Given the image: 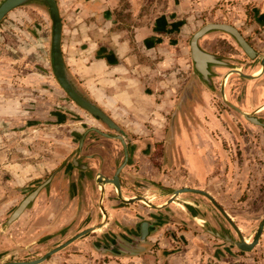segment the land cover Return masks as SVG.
Returning <instances> with one entry per match:
<instances>
[{"label":"rangeland","instance_id":"obj_1","mask_svg":"<svg viewBox=\"0 0 264 264\" xmlns=\"http://www.w3.org/2000/svg\"><path fill=\"white\" fill-rule=\"evenodd\" d=\"M83 1L86 0H59V8L66 27L70 29V35H73L75 50L79 52L77 55L88 63L93 61V57L107 53L106 46L101 43L107 41V37L106 33L95 26V23H99V19L95 18L97 14L84 17L86 12L80 7ZM92 1L96 4L94 7L106 3L113 6L115 21L111 31H117L115 29L118 28L120 18L125 28H128L127 35H130L133 25L150 24V18L162 11L166 0ZM232 9L225 1H221L213 10L183 11L178 18L180 28L176 29L177 44H172L174 60L165 64L159 57L161 53L158 52L152 58L149 53L142 51L144 57L141 59L145 61V66L154 69L159 64L158 69L162 70L156 71V79L168 78L172 84H180L181 88L192 80H198L193 72L188 40L200 24L211 19L235 24L251 44L264 50V28L253 26L254 11L240 10L239 19L242 18V21H239L234 19L233 15L237 12ZM47 13L45 8L35 5L20 6L0 21V152H8L4 161L7 166L0 165V262L31 261L61 241L57 234H50L26 243V239L10 230L12 223L4 226L6 218L24 195V186H21L14 166L18 162L22 165L30 162L34 166V173L42 168H50L58 161V154L68 153L78 146L77 142L82 140L80 132L86 131V126L96 123L90 114L69 99L51 72V21ZM218 34L202 36V45L231 54L233 49L226 46L231 42L242 51L228 34ZM90 41L91 54L94 56L88 60L90 52L84 48L87 46L89 51L87 44ZM162 51L169 52L167 48ZM177 53H182L180 59ZM218 75L216 73L213 78V88L206 87L198 80L202 84L201 93L198 92L201 104H190L186 112L177 111L174 114L176 123L174 118L170 122L173 113L164 110H156L152 114L153 122L149 119V122L139 123L140 131L134 133L135 138L131 142L143 146L147 141L150 149L148 153H138L139 158L130 171L134 176L127 180L129 184L132 183L135 195L146 193L154 204L164 198L168 199L169 195L160 186L168 189L185 187L186 184L191 186L190 173L185 171L184 157L179 154L182 149L180 143L183 141L180 137L190 134L192 140L197 141L193 150L200 152L199 157L209 167L200 189L214 197L250 242L264 217V128L250 124L240 112L230 108L223 97L218 96L214 89ZM248 79V86L253 85V91L259 93L260 97L264 89L257 84L264 86V75ZM181 88L173 99L179 98ZM263 101L264 96H261L257 103ZM257 115L264 119V110ZM101 128L104 130L103 126ZM71 130L76 137L68 140ZM144 130L147 133L143 135L140 132ZM171 135L176 138L171 139ZM103 143L109 147L108 142ZM188 150H191L190 146ZM186 155L191 170L198 172L201 166L199 159L190 153ZM121 157L122 154H119L118 163ZM179 197L175 199L176 202L181 203V198L188 201L185 209L179 203L170 202L156 212L136 203L131 209L134 221L119 220L118 233L122 234H130L128 231L136 229L138 231L137 225L142 220L155 224L145 241L125 240L136 247L134 250L111 252L93 248L90 245L94 241L106 240L104 236H109L91 233L88 237L90 250L83 256L71 260V255L78 252L74 249H61L49 255L41 264H264V228L259 242L252 249L240 251L207 230L210 224V229L219 232L224 229L237 239L230 222L206 197L190 193Z\"/></svg>","mask_w":264,"mask_h":264},{"label":"crops","instance_id":"obj_2","mask_svg":"<svg viewBox=\"0 0 264 264\" xmlns=\"http://www.w3.org/2000/svg\"><path fill=\"white\" fill-rule=\"evenodd\" d=\"M221 1H225L233 8L232 10L234 12H237L233 17L239 21H242V18L239 19L240 14L238 12H240V10L254 11L253 26L264 28V0H166L164 1L163 5L165 7L162 11L154 14L153 17L150 18V24L146 22L137 26L133 25L130 35H127L128 28H125L120 18H118V28L115 29L117 31H113L114 29L111 31L115 19L112 15L114 8L113 6H109V3H106L107 5L101 4L99 7H94L96 4L92 0L83 1L80 7L86 12V16L84 17L89 18L95 14L98 15V17L95 18L97 20L99 19V23H95V26L100 31L106 33L107 41L104 40L101 41V43L106 46L107 53L93 57L94 55L92 56L91 54L92 48H90L92 43L90 41L89 44H87L89 51L86 49L87 46H85L84 49L86 52H90V55L87 56L88 60H90V56H92L93 61L90 60L88 63L83 62L82 60H84V58L77 55L79 52L75 50L73 35H70V29L66 27L62 13L60 14L62 18L61 49L63 50V57L67 70L90 95L92 101L102 108L111 120H114L116 124L119 123L120 127L123 128L133 140L135 138L134 133L140 131L139 123H145L149 119H152L151 116L157 112L156 110H164L166 112L168 111V113L175 112L176 114L177 111L181 110H185L186 112L190 104L192 105L196 102L197 104H201V96L200 94L198 95V92L201 93L200 87L202 84H199V79V81L197 79L193 80L195 81L194 86L192 87L193 99L187 98L180 103L187 85L181 88L179 87L180 84H172L168 78L162 80L160 78L156 79V71L162 70L158 69L160 68V65L157 64L156 66L155 64L157 68L154 67V69L145 66V61H142L141 59L144 57V54H141V52L145 51L146 53H149V56L151 55L152 58L159 52L161 53V56L159 57L164 60L165 64L171 63L170 61H173L175 57V50L172 49V44L173 42L174 44H177L175 43L177 40L176 38L178 37L176 29L180 28H178V26H180V21H178V18L181 17L180 14L188 9H196L197 11L213 10L216 9L217 4ZM57 2L58 6H60L59 0H57ZM106 2H110V0H106ZM217 11L218 10H216V12ZM221 15L225 14L221 13ZM210 21L222 22L223 20L211 19ZM199 26H201V24ZM233 26H235V24H233ZM216 35H219L218 32H212L206 34L204 37ZM202 39H200L199 42L201 47H204L201 43ZM94 44L97 45V42H94ZM258 44H260V42ZM163 48H167L169 52L165 53L166 51H162ZM207 48L211 51H221L220 49L216 50L213 47ZM261 51L264 53V50ZM235 53L237 54V51H235ZM177 54L180 56L178 59H180L182 53ZM159 63H161V61H159ZM162 67L164 66L162 65ZM214 69L220 77L221 74L227 70V67H216ZM217 69H222V71L218 72ZM228 71L229 70L226 72ZM253 73H255V70ZM179 88L182 89L179 98L176 97L173 99ZM260 95L264 96V90L261 91ZM174 119V122L176 123V117ZM96 123L91 125H98ZM126 124L130 128H128ZM141 126H143V124ZM171 132L173 131L171 130ZM73 133L74 132L71 130L70 135L67 137L68 140H70L71 137H76ZM82 133L83 132H80L81 135ZM140 133L144 135L147 132L144 130ZM175 138V135H171V139ZM180 139L183 141L182 144L180 143L182 149L179 154H182L184 157L185 171L187 170V172L190 173L191 182L193 183L191 186L187 184L184 186L193 189H200V184L203 183V180L206 177L205 172L209 167H207L204 164L203 159L199 157L200 152L193 150L192 147L196 145L197 141L192 140L190 134L181 136ZM133 145H137L136 151L130 152L131 160L121 174L123 175L121 191L122 195L127 198L135 196V189L132 188V185H129L127 179H131L134 176L130 171L132 170V166H135L136 163L134 164V162L138 160V153L141 152V148L143 147L139 146L136 142H133ZM188 145L191 150H188ZM74 149L75 148L68 151V153L62 152L58 154V161L52 164L50 168H42L36 171V173H34V166L32 167L30 162H24V165L18 162L16 166H14L13 169L16 171L15 174L20 178L21 186H24V190L22 191V193L24 192V195L21 199L28 195V193L40 183L47 180L51 175L53 176L51 182L39 190L30 205V208L24 211V213L18 217V220L10 226V230L15 232L22 239H26V243L28 241L39 240L44 235L57 234L58 239L59 237L61 238V244L62 241L65 242L73 237V235L79 230L94 224H99L103 220L100 212L101 210L96 207L99 204V193L96 190L94 191L86 176L85 180L83 179L84 170H81L80 168L84 163H88L87 165L90 167V171L92 170L95 173L100 172L108 177L112 176L113 171H110L105 164L101 167L99 161L97 162L96 159L93 161L82 159L81 164L77 165L75 162L78 166L75 167L74 163L71 164V160L69 159V156ZM87 153H96L101 156L106 154L105 148H88L86 145L82 150V154L87 156ZM187 153H190L191 156H195L197 160L199 159L201 166L198 172L196 170H191L189 167V161L186 157ZM7 156V151L3 153L0 152V161H3L0 162L2 167L5 165L7 166V164L4 163ZM115 161L117 162L118 158H116ZM89 170L86 169L85 173L88 176H91ZM185 194L187 193L179 194V196L181 197V195ZM138 195L145 197V199H147L152 205L162 204L166 201L164 198L154 204L146 193ZM181 200V203H176H179L184 207L183 209H185L188 201L186 198H181ZM137 203L139 205H144L142 202ZM135 204L136 203H121L119 198L114 196L112 187L105 186L102 206L106 212L107 218L105 219V222L107 227H103L95 232V234L99 235L104 232L103 234L107 233V236L109 235V237H112L115 233L118 234V229L116 227L114 228L112 225L116 223L118 225L119 220L122 219L134 221L131 209L134 208ZM161 210L159 209V211ZM88 237L90 238V234L74 240L72 244L63 249H74L75 252H78L71 255V260L78 259L87 253L86 251L90 250Z\"/></svg>","mask_w":264,"mask_h":264},{"label":"water","instance_id":"obj_3","mask_svg":"<svg viewBox=\"0 0 264 264\" xmlns=\"http://www.w3.org/2000/svg\"><path fill=\"white\" fill-rule=\"evenodd\" d=\"M26 5H35L41 8H45L48 12L47 14L51 21L50 44H49L50 68H51V72L55 80L57 81L58 85L61 87L63 92L66 93L69 99H71V101L76 106H78L79 108H81L82 110L90 114L93 118L98 120L102 124V126L105 127L107 131L112 132V133H105L104 131H101L98 128L87 129L83 133L84 134L83 138L82 140H80L77 148H75L71 152V155L69 156V159L71 160V164L74 163V166L78 167L75 164L76 159L81 158V159H87L89 161L91 160L93 161L94 159H96L97 162L99 161V165L101 167L103 166V164H105L109 168V170L113 172H112L111 177H108L100 172L95 173L92 170L91 171L89 170L90 167L87 165L88 163H84L82 167L80 168L81 170H84L83 179L85 180V176H86L88 180L90 181V184L92 185V188L94 189V191L96 190L99 193V204H98L99 207L98 206L97 207L99 210H101L100 212L103 217V220L99 224H94L92 226L79 230L76 234L73 235V237H71L66 242L64 243L62 242L61 244H58L54 248L45 252L43 255L37 258L31 259V261L0 262V264H41L48 258L49 255L61 249H65L67 246L72 244L74 240L81 238L85 235L95 233L98 230L102 229L103 227L106 228L107 224L105 222V219L107 217H106V212L102 206V199L104 198L105 187L102 186L103 188H101V184L99 183L100 181L106 182L107 183L106 186L112 187V192L114 193V196H117V198H119L121 203L131 204V203H137L136 200H139L143 204L147 205L144 202L145 197L138 195L137 197H134V198L125 199L121 191V182L123 178L122 177L123 175L121 174H122L124 167H126L129 164L128 161L131 160L130 152L131 151L135 152L136 145H132V148H130L131 147L130 144L129 145L126 144V142L128 141L125 142V139H126L125 137L127 136L129 138L130 137L129 134L126 133V131L123 128L118 126V124L112 121L110 117L106 114V112L102 108H100L94 101H92L90 95L82 88V86L77 82V80L71 74H69L67 70L64 57H63L64 56L63 50L61 49L62 18L60 15L61 11L58 6L57 0H0V21L4 18V16L7 13L11 12L15 8L20 7V6L25 7ZM212 32H223V33L228 34L232 38V40L235 42V44L238 45L249 56L250 59L258 60L259 58H261V56H258L257 50L248 43L244 35L240 32L238 28H235L233 24L227 23L225 21H222V22L207 21L203 23L190 36L188 40V47H190V54H191L190 60L192 63L193 72L198 77L200 82L208 88H213L212 75L214 72L212 69L216 67H230L231 66L229 61L226 60L227 57L221 54L209 52L208 50L201 47L200 42H199L200 38ZM260 61L262 65H264V58H261ZM238 73H240L241 75H244L243 73L239 71ZM257 76L253 74L245 75V77L250 78V79L255 78ZM223 79H224V76L221 80V89H222V95H223L224 101L228 105L232 106V108H234L236 111L240 112V114L246 120L252 122V124L260 125L264 128V119L254 116V113L256 110L252 112H246V111L241 110L240 108L238 109V108L233 107V105L228 101V98H226L225 96ZM193 85H194V82H191V83L189 82L187 84L185 88L186 89L185 93L182 99L180 100V103L185 101V99L187 98L193 99V89H192ZM174 114L175 112H173L171 116V123L174 118ZM91 131L99 134L100 136L99 138H105L106 140H110V141L119 140L122 146V152L124 156V159L119 166H118V161L117 162L115 161L116 158H118V146L114 145L112 148L110 145L109 147H107L108 144L104 145V143H96L98 139L96 138L93 139L92 136L89 135V132ZM84 140L92 141L88 143V147L92 146L94 143L96 145H93V147L98 148V147L103 146L102 148H105L106 154L104 156H101L100 154H96V153H87L86 154L87 156H84L82 154V142ZM86 169L90 171L89 173L91 176H88L85 173ZM99 177L103 179L99 180ZM52 178L53 176L51 175L47 180L40 183L37 187L32 189L28 195H26L22 200H20L18 204L12 209L8 217L6 218L7 220L5 221L4 226H8L11 223L15 222L16 220H18V217L22 215L24 211L30 208V205L32 204L39 190H41L44 186H46V184L51 182ZM160 189L163 190L166 194H168L169 198L166 201H164L162 204H157V205H152L151 203L148 204L147 207L149 209L153 211L163 209L170 202H174V200L179 196V194H183V193H190V194H195V195L200 194L206 197L213 204V206L222 215H224V217L230 222L234 232L236 233L237 239L232 237V235H230L228 231H224V229H222L221 232L215 229H210L209 228L210 224H208L207 230L211 234L228 241L229 243H231V245H234L240 251L250 250L258 243L259 238L262 234V230L264 228V217L262 218L260 225L257 227L252 240L248 243L244 240L243 235L241 234L238 227H236L237 225L234 223L231 216L228 215V213L222 208V206H220L216 202L214 197L209 192L199 189V188L193 189L190 187L169 188L168 189V188H164L160 186ZM154 225L155 224H153L152 222L148 220H142L141 222L138 223L137 225L138 227L137 226L136 227L138 228V233H139L138 237H139L140 242H143L146 240V238L150 235V231L153 230ZM113 227L114 228L116 227L118 229L117 223L114 224ZM103 233L99 235L103 237V235L107 234V233L105 234ZM107 238L108 237H105V239Z\"/></svg>","mask_w":264,"mask_h":264},{"label":"flooded vegetation","instance_id":"obj_4","mask_svg":"<svg viewBox=\"0 0 264 264\" xmlns=\"http://www.w3.org/2000/svg\"><path fill=\"white\" fill-rule=\"evenodd\" d=\"M245 39L248 41V43L251 46H253L257 50L258 56H261V58H264V53L261 50L257 49L256 46L251 44L248 38L245 37ZM229 43L230 44H228L226 46H229V48H232L234 52L237 50V54H235L233 51L231 54H226V53H223L221 51H211L207 47H203V46L202 47L204 49L208 50L209 52L221 54V55L227 57L226 60L229 61V63L231 64L230 67H227V70L231 69L232 72L229 74L228 81L226 84L227 87L224 86V91L226 90V92H227V98L229 97L228 101L233 105V107L238 108V109L240 108L243 111H246V112L255 111L257 106L260 105L261 103H264V101L257 103V101L261 99V96L259 97V93L253 91V88L255 90V87H253V85L248 86L247 82L249 81V79L247 77H245V75H251V74H253L254 70H256L259 67H263L262 73L260 75H258L259 77H262L264 75V65H262V63L260 61L261 58H259L258 60L250 59L249 56L243 50L241 51L239 48H237V46H234L231 42H229ZM238 68L240 69L238 71L243 73L244 75H241L240 73H238V71L234 72ZM233 69H235V70H233ZM212 70L214 72L212 75V83H213V78H215V74L217 72L214 69H212ZM225 72H223L220 77L218 76L219 79L217 82H214L215 83L214 89H216V91L218 92V96L221 98L223 97L222 89H221V80H222L223 74ZM191 82L195 83V81H193V80ZM257 86H260V88L264 89V86H262V85L257 84ZM229 107L232 108V106H230V105H229ZM232 109L234 111H236L234 108H232ZM236 112H238V111H236ZM258 112H260V111H255V113H254L255 117H258V115H257ZM93 120L96 121L97 122L96 124H98V125H91L87 129L98 128L99 130L104 131L105 133H112L110 131H107L105 129V127H104V130H102V128H101L102 124L98 120H96L95 118H93ZM112 121H114V120H112ZM248 122L250 124H252V122H250V121H248ZM96 126H98V127H96ZM118 126H120L119 123H118ZM83 133L81 136L82 138L84 135ZM89 135L92 136L93 139L94 138L98 139L96 141V143H103L104 141H106L109 143V145L112 148L114 145H117L118 146V155L122 154V157H121L120 162L118 163V166L122 163L124 156H123V152L121 151L122 146H121V143L119 142V140L118 141L117 140L116 141H114V140L110 141V140H106L105 138H99L100 137L99 134L94 133L92 131L89 132ZM125 138H126L125 142L128 141V142H126V144L127 145L130 144V146H131L130 148H132V145H133V142H131L132 138L131 137L128 138L127 136ZM80 140L77 142L78 144H79ZM90 142H92V141L84 140L82 142V150L86 147V145L88 146V143H90ZM93 145H96V144L94 143ZM93 145L89 146L88 148L93 147ZM145 146H147V147H145ZM102 147H98V148H102ZM120 147H121V149L119 150ZM135 147L137 148V145ZM75 148H77V146ZM149 149H150V146H149L148 142L147 143L145 142V145L143 144V147L141 148V152L148 153ZM166 149H169V148L166 147ZM81 161H82L81 158L75 160L77 165L81 164L82 163ZM137 196L138 195H135L133 197H137ZM136 202H140V201L136 200ZM144 206H147V205L144 204ZM102 212H104V211H102ZM136 231H137V229H136ZM136 231L135 230L128 231L130 234H128L126 232H125V234H122V233L116 234L115 233L112 237H108L106 240L101 239V240L94 241L92 243V245H90V246L93 248L94 247L98 248L99 250L101 249V250L111 251V252H118V251L120 252V251H124V250H129V251L134 250V249H136V247H134L132 243L131 244L127 243V241H125V240L126 239L139 240V237H138L139 233H138V231L137 232ZM127 244H129V246Z\"/></svg>","mask_w":264,"mask_h":264},{"label":"bare ground","instance_id":"obj_5","mask_svg":"<svg viewBox=\"0 0 264 264\" xmlns=\"http://www.w3.org/2000/svg\"><path fill=\"white\" fill-rule=\"evenodd\" d=\"M263 69V67H261V68H259V69H257V70H255V73H253V75H255V76H257V75H260L262 72H261V70ZM233 70H235V69H233ZM238 70H240V69H236L235 71H238ZM263 71V70H262ZM232 72V70L230 69L228 72H226L225 74H224V79H223V85L224 86H226V84H227V81H228V77H229V74ZM260 72V73H259ZM227 87V86H226ZM225 96H226V98H227V92H226V90H225ZM257 110L256 111H261V110H264V105H260V106H257V108H256ZM103 178H100L99 177V180H102ZM100 184H101V188H103L102 186H106V182H99ZM125 199H130V198H127L126 196H123ZM132 198H134V197H132ZM144 202H146L147 204H150V202L149 201H147V199H145V201ZM244 237V236H243ZM244 240L246 241V242H248L246 239H245V237H244ZM249 243V242H248Z\"/></svg>","mask_w":264,"mask_h":264}]
</instances>
